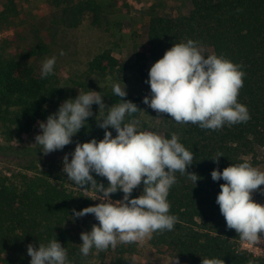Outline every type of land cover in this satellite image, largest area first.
<instances>
[{
	"label": "trees",
	"instance_id": "16d2710c",
	"mask_svg": "<svg viewBox=\"0 0 264 264\" xmlns=\"http://www.w3.org/2000/svg\"><path fill=\"white\" fill-rule=\"evenodd\" d=\"M186 14L175 17L151 14L145 29V40L139 45L132 69L139 83L150 97V85L145 83L151 66L174 44L191 39L211 50L204 53L223 56L241 66L245 73L238 102L246 105L250 119L221 129H201L194 124H177L164 113L168 129L162 136H179L186 148L194 154L187 172L200 179L194 184L187 175L176 173L177 182L167 197L170 215L178 218L173 230L156 232L147 239L149 247L174 264H201L204 258H221L225 264H264V255H257L242 246L235 230L226 226L216 197L220 181H213L214 169L223 171L231 164L249 161L254 167L261 165L258 151L264 148V0H187ZM46 8L52 26L74 29L89 14L93 25L98 24L100 8L92 0H51ZM48 14V15H47ZM17 15L14 0H5L0 16ZM46 52L48 48L45 46ZM34 49H30L29 55ZM6 45L0 46V130L5 141H19L31 127L46 121L50 112L46 103L57 101L63 90L54 74L41 78V67L20 68L13 57L6 55ZM35 54V53H34ZM33 54V55H34ZM128 67L125 60L109 51L94 55L86 65L88 74L105 76ZM110 105L120 102L113 90L105 94ZM125 100L140 109L125 122L136 119L143 108L139 95L128 94ZM94 114V113H93ZM107 114H104L106 116ZM95 115L89 117L85 127L72 137V143L62 150L44 155L37 145L31 157L33 162L26 171L10 175L0 174V264H30L27 245L38 247L56 238L67 249L71 264H130L129 256L136 251L137 242L119 244L116 248L92 253H80L81 232L98 224L93 214L75 217L73 210L98 204L92 189H81L67 178L57 161L74 152L76 143L103 139L105 130L98 127ZM115 137V129H108ZM222 154L219 163L212 159ZM41 163V168L36 164ZM98 183L107 186L106 178L93 173ZM90 187V185L88 186ZM143 185L135 189L132 197L142 193ZM122 192L112 194L120 200ZM253 199V198H252ZM254 200V199H253ZM255 201V200H254ZM256 202V201H255ZM158 264V263H153Z\"/></svg>",
	"mask_w": 264,
	"mask_h": 264
},
{
	"label": "clouds",
	"instance_id": "9594fccd",
	"mask_svg": "<svg viewBox=\"0 0 264 264\" xmlns=\"http://www.w3.org/2000/svg\"><path fill=\"white\" fill-rule=\"evenodd\" d=\"M65 53L61 51L60 55ZM56 58L46 59L41 67V78L53 74ZM241 66L216 54L204 55V49L195 41L174 44L150 68L145 83L150 85L151 96L143 103L158 114L166 113L177 124H194L201 129L218 130L225 124L247 122L251 117L246 105L238 102L243 87ZM114 95L120 102L107 107L100 92L89 90L75 99L61 103L57 112L46 122H38L41 133L35 144L44 155L62 150L71 144L86 121L92 117V106H99V113L107 115L97 121L105 130L103 139L76 143L74 152L63 157V172L76 186L92 189L98 204L73 210L75 217L93 214L98 224L90 231L81 232L80 253L87 257L106 251L119 244H131L151 239L156 232L171 231L178 218L170 215L167 199L171 187L177 182L176 173L187 175L196 184L200 177L187 172L194 154L179 142L176 133L171 138L152 131H140V121L125 122L140 109L124 98L126 86L114 83ZM108 129H115L116 136ZM222 154L212 160L219 163ZM93 173L106 178L107 186L98 183ZM213 181H220L216 197L220 213L230 230H235L242 241L250 244L264 242V205L255 202L252 194H264V171L249 161L231 164L223 171L211 172ZM143 185L142 193L132 197L135 189ZM90 185V187H88ZM123 193L120 200L112 194ZM30 264H71L67 249L56 239L47 244L27 245ZM174 264H179L176 259ZM201 264H225L221 258H204ZM249 264H252L250 261Z\"/></svg>",
	"mask_w": 264,
	"mask_h": 264
},
{
	"label": "rangeland",
	"instance_id": "374dc122",
	"mask_svg": "<svg viewBox=\"0 0 264 264\" xmlns=\"http://www.w3.org/2000/svg\"><path fill=\"white\" fill-rule=\"evenodd\" d=\"M49 1L37 0L36 3V0H14L17 15L0 16V46L6 45V55L13 57L20 68L42 67L46 59L56 58L53 74L58 79L63 95L57 101L45 104L50 115L57 112L65 100L75 99L79 93L89 90L100 92L105 105L111 107L105 94L112 90L114 83L122 86L124 83L128 94L139 95L143 100L148 95L135 76L132 64L139 45L145 40L150 15L175 17L186 14L190 8L187 0H92L100 8L98 24L93 25L92 17L87 14L78 27L64 29L48 22L45 7ZM4 3L5 0H0V13ZM45 46L47 52L43 50ZM32 48L35 54L29 55ZM202 48L204 53H211L209 48ZM61 51L65 54L60 55ZM102 51L122 58L128 67L105 76L88 74L87 62ZM92 111L99 120L107 114L106 109L99 113V106L95 104ZM136 119L140 121V131L162 135L168 129L164 113L158 114L146 104ZM40 133L39 125L35 123L19 141H5L0 135V174L8 176L17 171H26L31 166V155L37 147L35 136ZM258 155L261 165L257 168L264 171V148L258 151ZM62 161L63 158L57 161L58 167H63ZM42 162L36 165L41 168ZM252 198L264 205L261 191L254 192ZM242 246L254 254L264 255V242L254 245L243 241ZM129 259L130 264H167L170 261L156 254L147 244V239L137 242L136 251Z\"/></svg>",
	"mask_w": 264,
	"mask_h": 264
},
{
	"label": "crops",
	"instance_id": "0c3cea01",
	"mask_svg": "<svg viewBox=\"0 0 264 264\" xmlns=\"http://www.w3.org/2000/svg\"><path fill=\"white\" fill-rule=\"evenodd\" d=\"M34 2V1H33ZM36 3H37V0H36ZM171 262V260L169 261V263ZM169 263H167V264H169Z\"/></svg>",
	"mask_w": 264,
	"mask_h": 264
}]
</instances>
